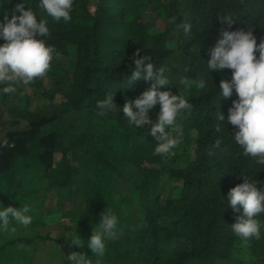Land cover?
I'll list each match as a JSON object with an SVG mask.
<instances>
[{
    "label": "trees",
    "instance_id": "16d2710c",
    "mask_svg": "<svg viewBox=\"0 0 264 264\" xmlns=\"http://www.w3.org/2000/svg\"><path fill=\"white\" fill-rule=\"evenodd\" d=\"M18 2L0 3V16L10 18ZM27 2L24 7H31L37 20L40 15L48 21V41L56 53L43 77L0 95V206L28 204L33 217L28 226L11 222L0 232V264L6 263L4 256L14 264H32L42 253L54 251L56 264H71L64 256L78 248L61 247V226L76 223L71 235L82 241L81 225L90 205L109 203L108 193L87 196L89 174H108L110 179L116 170L139 180L130 200L141 210L142 217L137 216L143 225L106 241L103 257L80 247L92 264L98 259L99 264H264V215L257 217L260 238L242 243L246 257L238 258L233 252L241 239L230 225L241 211L227 203L229 189L248 177L257 188L264 186V166L241 155L231 137L236 128L227 119L215 131L217 113L226 118L237 96L233 90L227 98L218 97L219 81L230 79L231 69H206L209 49L222 29L249 27L257 43L264 39V0H73L68 22L46 16L36 0ZM225 14L233 17L230 27L218 18ZM158 20L162 27L156 26ZM184 22L191 24L188 36L182 31ZM136 50L149 55L154 71L165 68L171 84L161 90L182 93L192 105L175 121L182 135L167 159L153 154L156 141L148 132L150 125L136 128L123 116L125 100L136 98L151 83L142 74L128 86L134 67L130 57ZM182 76L193 87L180 85ZM200 78L207 87L197 90ZM105 91L114 92L120 110L100 117L95 104ZM158 111L157 103L149 110L151 120ZM11 112L15 115L7 116ZM108 121L115 123L108 133L91 132L93 123ZM127 129L136 143L124 144L120 136ZM116 130L120 133L114 144L119 142L123 160L113 164L101 146ZM217 139L220 144L214 147ZM52 199L53 210L47 213ZM98 213L94 211L97 218Z\"/></svg>",
    "mask_w": 264,
    "mask_h": 264
},
{
    "label": "clouds",
    "instance_id": "9594fccd",
    "mask_svg": "<svg viewBox=\"0 0 264 264\" xmlns=\"http://www.w3.org/2000/svg\"><path fill=\"white\" fill-rule=\"evenodd\" d=\"M4 2L6 0H0V3ZM25 3H28L27 0L16 3V11L11 17L6 16L4 21L0 22V37L4 40L0 43V95L14 93L18 85H28L34 79L43 77L56 53L55 46L48 41V21L40 15L37 20L32 8L24 7ZM36 5L37 9H42L46 16L54 21L68 22L72 19L73 0H36ZM218 18L228 27L234 22L233 17L228 14ZM182 31L188 36L191 24L184 22ZM139 52L136 50L130 57L134 67L130 66L127 75L128 86L141 78L142 74L143 78L151 80V83L136 98L125 100L122 106L123 116L136 128L150 125L148 132L156 141L153 154L167 159L174 155V149L182 135V130L175 121L181 112L190 110L192 105L182 93L174 94L170 90H161V86L171 84L165 68L158 67L154 71L149 55L138 54ZM225 68L232 70L231 78L220 79L218 97L227 98L235 90L237 99L232 101L226 118L223 113H217L215 119L219 123L215 131L219 133L220 125H223L221 122L227 119L228 123L236 128L231 137L239 145L241 155L264 166V39L257 43L249 27L247 30H228L227 27L222 29L216 43L209 49L206 69L208 72ZM179 84L185 88L193 87L191 79L185 76L179 78ZM194 87L197 90L205 89L207 81L200 78ZM113 95L114 92L105 91L103 98L96 101L98 116L106 117L120 110ZM157 103L159 111L153 121L148 113ZM11 114L15 115L12 112ZM219 144L220 140L217 139L213 146L218 147ZM58 155L56 153L55 157ZM227 197L228 205L234 211L238 208L241 211L236 221L230 225L232 233L241 241H247L249 238L259 239L261 225L257 217L264 215V186L257 188L256 180L248 177L230 188ZM32 219L28 204L19 207H13L11 204L0 206V232L8 230L11 222L28 226ZM117 225L118 218L115 213L111 209H104L100 214L98 228L95 231L92 229L86 241L91 254L97 258L104 256L106 241L115 239L119 234ZM68 236L72 238V244L81 248L85 245L81 244L77 237ZM66 259L71 264H92L89 254L84 251H72Z\"/></svg>",
    "mask_w": 264,
    "mask_h": 264
},
{
    "label": "rangeland",
    "instance_id": "374dc122",
    "mask_svg": "<svg viewBox=\"0 0 264 264\" xmlns=\"http://www.w3.org/2000/svg\"><path fill=\"white\" fill-rule=\"evenodd\" d=\"M179 5H180V9H182L183 6L181 5V1H179ZM4 18L5 16L4 17L0 16V22H3ZM162 25H163V22L161 20H158L156 22L157 27H162ZM71 58H72V54L69 55V59ZM6 114L9 117L13 116L12 114H9V113H6ZM113 124L115 125V123H112L109 121L106 123H101L99 125L97 123H93L91 127V132L93 134L96 132L108 133V131L111 130L110 128H112ZM165 129H167V126ZM119 133L120 132L116 130L113 134V138H111L110 140L108 139L106 141L105 146L103 145L101 146V149L104 151V154L107 157L108 162H111L113 164L118 163L123 160L120 150L118 148L119 142H117L116 146L114 144V141L116 140V138H118ZM123 134L124 135L120 137L123 140L124 144H129L133 142L136 143L137 138L132 135V131L130 129L123 131ZM186 134L188 133L186 132ZM190 134L192 135L191 131H190ZM58 157L59 155L56 156V158ZM188 158H190V156ZM186 159L184 160L186 161ZM90 168L92 170L96 169L94 162L90 164ZM97 170L99 172V169ZM116 171L117 172L115 173V175L110 174L111 176L110 179L108 178V174L102 175L105 173H102L101 174L102 176H100V174H97V176L95 177H93L91 173L89 174V181L86 187V190H88L87 196L89 198H93L97 194L108 193L109 203L107 205H99L97 202H93L90 205L89 213L81 225L82 227L81 235L83 236V239L80 242L81 244L87 241V238L91 235L92 229L93 231H95L98 228L100 217L99 218L95 217L94 211H98L99 216L103 212L104 209L105 210L111 209L115 213V215L118 218L117 227L119 230V234L115 239H119L120 237H123V235L128 230H134L135 228H139L141 225H143V221L137 216L141 214V210L136 205H133V203L130 200L131 195L133 193L130 190H133V187L137 186L139 180L137 179L136 175H133L130 173H123L119 170H116ZM101 181H103V183H101ZM27 191H30V190H27ZM54 201L55 199H52L51 204L47 208V213L53 210ZM123 201H125L124 204L122 203ZM132 211H133V214H132ZM141 217H142V214H141ZM75 225L76 223L62 225L61 232L59 235H61L60 236V240L62 244L61 247L66 248L68 246H74L75 248H78L76 250L79 252L81 251L80 250L81 248L76 245L70 244V241L72 238L68 236L72 234V231L75 228ZM243 242L245 241L239 240V243L241 245L239 248H236L233 252L234 255L238 258L246 257L244 251L242 250ZM84 246H86V243ZM52 255L55 256L54 261H53V258L51 259ZM66 257L67 256H65V261H67ZM2 258L5 259V262H6L5 264H14L13 262L11 263L7 261L8 256H4ZM56 261H57V255L54 251V252H50L49 254L42 253L39 257L32 259V264H39V263L40 264H56Z\"/></svg>",
    "mask_w": 264,
    "mask_h": 264
}]
</instances>
